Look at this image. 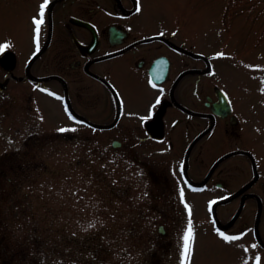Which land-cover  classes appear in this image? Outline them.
<instances>
[{
	"label": "rangeland",
	"instance_id": "1",
	"mask_svg": "<svg viewBox=\"0 0 264 264\" xmlns=\"http://www.w3.org/2000/svg\"><path fill=\"white\" fill-rule=\"evenodd\" d=\"M148 1V8L158 7L142 14L159 20L164 35L211 58V84L226 91L241 117L237 148L248 150L250 159L230 152L197 193L186 174H199L191 167L185 171L187 162L200 158L180 140L165 142L159 151L155 111L141 115L151 116L141 118L144 124L128 125L138 128L132 136L125 106L112 127L73 119L83 116L100 126L114 119L117 112L100 84L84 79L80 95H67L68 105L58 93L39 109L18 110L0 101V264H38L35 236L47 246L64 241V264H182L189 219L191 264H255L257 255L264 264V0ZM10 30L0 24L1 40L13 37ZM222 135L228 150L238 145L237 137ZM114 139L121 146L114 147ZM212 148L211 164L220 153ZM253 162L260 177L252 190L262 197L242 203L236 193L255 176ZM226 197L232 199L221 202ZM235 215L228 227L217 226ZM217 230L243 235L228 242Z\"/></svg>",
	"mask_w": 264,
	"mask_h": 264
},
{
	"label": "flooded vegetation",
	"instance_id": "2",
	"mask_svg": "<svg viewBox=\"0 0 264 264\" xmlns=\"http://www.w3.org/2000/svg\"><path fill=\"white\" fill-rule=\"evenodd\" d=\"M42 2L0 0L4 16L0 24L13 32L12 38H0V44L11 43L0 53L1 102L18 110L26 106L46 108L53 93H58L62 105H68L67 95H80L84 79L93 86L100 84L115 112L122 106L129 111L124 121L128 136H132L131 131L139 134L138 128L133 130L128 125L144 124L141 115L155 111L151 119L159 130V151L165 142L180 140L194 159L200 158L196 164V160L187 162L185 171L193 168V173L199 174L197 179L187 177L196 192L208 187L217 166L211 164L213 144L220 151L214 162L234 151L250 157L248 150L237 148L243 140V124L233 104L227 114L219 107L218 85L212 86L209 77L211 58L164 35L159 20L150 21L142 14L149 7L144 0H51L41 29L40 51L36 52L32 17ZM137 3L140 11L136 10ZM161 56L169 58V71L159 82ZM158 98L160 103L156 104ZM120 117L115 125L121 122ZM75 119L91 124L83 116ZM222 134L237 137L238 145L228 150ZM253 179L241 186L236 197L260 198L261 194L252 190L259 178Z\"/></svg>",
	"mask_w": 264,
	"mask_h": 264
},
{
	"label": "snow or ice",
	"instance_id": "3",
	"mask_svg": "<svg viewBox=\"0 0 264 264\" xmlns=\"http://www.w3.org/2000/svg\"><path fill=\"white\" fill-rule=\"evenodd\" d=\"M51 0H43V2L39 5L38 14L32 17L33 24V42L35 44L36 52L40 51V40H41V29L45 23V12L49 7ZM137 11H140L139 3H137ZM11 47V43L7 42L4 44H0V53H3L6 49ZM152 87L155 88L156 84L152 83ZM159 98L156 100V104H159ZM155 107V105H153ZM149 117H143L142 119H150ZM60 132L69 131V129L61 128ZM71 131H75V129H71ZM181 197H183V190L181 189ZM212 203H215L213 201ZM187 207V206H186ZM211 207V206H210ZM189 216H191V209H188ZM92 225H90L91 227ZM217 234L225 241L232 242L240 240L243 234L240 235H227L224 232L217 230ZM182 264H191L192 250H193V242H194V231L191 219L188 220L187 228L182 237ZM251 247L256 248L257 245L253 244ZM247 251V249H245ZM255 264H261V257L257 255L255 257Z\"/></svg>",
	"mask_w": 264,
	"mask_h": 264
},
{
	"label": "trees",
	"instance_id": "4",
	"mask_svg": "<svg viewBox=\"0 0 264 264\" xmlns=\"http://www.w3.org/2000/svg\"><path fill=\"white\" fill-rule=\"evenodd\" d=\"M35 237L37 256H40V262L38 264H64L62 261L65 245L64 241L61 240L60 244L52 242L47 246V241L44 238H40L39 236ZM57 246H61V248L58 249Z\"/></svg>",
	"mask_w": 264,
	"mask_h": 264
},
{
	"label": "water",
	"instance_id": "5",
	"mask_svg": "<svg viewBox=\"0 0 264 264\" xmlns=\"http://www.w3.org/2000/svg\"><path fill=\"white\" fill-rule=\"evenodd\" d=\"M166 59L165 61L163 59ZM164 61V62H163ZM159 63H164V67L161 69L159 68V82L163 81L168 73V68H169V62L167 57H160L159 58ZM209 69V68H208ZM217 92L220 96V108H223L224 113H228L231 109V105L229 103V100L226 96V94L221 90L217 89ZM113 145L114 146H120L121 142L119 140H113ZM256 178H258V174L256 173ZM160 230L164 232V227L161 225Z\"/></svg>",
	"mask_w": 264,
	"mask_h": 264
}]
</instances>
